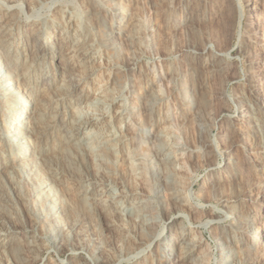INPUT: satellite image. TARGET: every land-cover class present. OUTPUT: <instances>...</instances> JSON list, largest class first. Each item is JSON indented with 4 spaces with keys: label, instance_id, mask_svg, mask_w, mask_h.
<instances>
[{
    "label": "bare ground",
    "instance_id": "bare-ground-1",
    "mask_svg": "<svg viewBox=\"0 0 264 264\" xmlns=\"http://www.w3.org/2000/svg\"><path fill=\"white\" fill-rule=\"evenodd\" d=\"M73 1L0 0V264H264V0L222 121L212 1Z\"/></svg>",
    "mask_w": 264,
    "mask_h": 264
},
{
    "label": "rangeland",
    "instance_id": "rangeland-1",
    "mask_svg": "<svg viewBox=\"0 0 264 264\" xmlns=\"http://www.w3.org/2000/svg\"><path fill=\"white\" fill-rule=\"evenodd\" d=\"M62 1H66L67 3H69V5H73L75 7L74 8L75 10L78 8L76 11H77V13L81 14V11H80L79 7L75 6L73 0H69V1L68 0H55V2H59V3L62 2ZM193 1L195 3V2H198L200 0H193ZM205 1H212V3H206V4H208V6L218 7L219 9L223 10V14L222 15L224 17V19L222 18L223 22H214L215 24L214 23L212 24V28L214 29V32L217 35L216 38H218V39H216L217 42H215L216 45L214 43V51H216L217 53H221L222 54V56H220L219 59H218L219 61H221V63L223 64V65L222 64L221 65L224 67V73H223L222 77H227V78L229 77L228 78L229 79V83H228V93H227L228 97H227V100H228V102L231 105V110L229 112H225V113L223 111H220L218 113V120L222 121L223 119H226V117L228 118L230 116V114L233 115L234 112L236 111L234 104H232L231 98L234 95V92H238V91L241 92L242 89H243L242 87H244V85H245V76H246V73H247V70H248L247 68L249 67L250 60H249L248 55L244 52V50H242V49L240 50V48H237L236 44H237V42L239 40V34L245 32V29H246L245 27L247 25L248 19H247V14H246L245 3L242 0H240V2L243 5L244 11H245V15H244V18H243V21H242V27L240 29H238V27H237L236 14H235L234 10L232 9V7L226 6L227 4H223V2L227 1V0H223V1L222 0H217V1L221 2V3L218 2L219 4L217 3L216 0H205ZM230 1L233 4V0H230ZM72 2H73V4H71ZM215 2H216V4H215ZM56 4H58V3H56ZM216 5H219L220 7L216 6ZM222 6H223L224 9H226V8L228 9L229 8V10H227V9L224 10L222 8ZM145 10H147V9L145 8ZM43 13L44 12H40V16ZM147 15H148V11H146L144 13V15L142 14L143 18L146 21H147V18L149 16V15L148 16ZM145 16H147V17H145ZM218 36H220V37H218ZM195 43H196V41L193 40L192 44L195 45ZM218 43H219V45H218ZM183 44H185V43L183 42ZM224 48H225V50H224ZM228 50L230 51V54H229V56H225L223 53L228 51ZM234 71H236V73ZM217 132H218V130L216 128L214 130V134H217ZM223 163H224L223 158L222 157H218V164L219 165L213 167L214 171L212 170L210 172L211 173H218V172L221 173V171H222L221 167L223 166ZM205 170L209 172V170L207 168L203 167V168H200V169L196 170V174L193 175V179H198V182L195 184V191H198V189L202 186L203 179L208 174V172H206ZM201 179H202V181H201ZM203 189L205 191L206 187L203 188ZM204 191H203V193L205 195L201 194L203 196V198H201L202 197L201 196L200 198H198L199 200L196 199L194 202H196L198 204L206 205L207 211L208 210H212V209H214L216 211H221L222 207H221L219 201L217 200V197L211 195L213 197L212 198V197H210V194H209L208 190L205 191V192ZM218 216L219 217H217V218L219 219V221L215 225L216 229L223 228V226L224 227L226 226V221L224 220V216L222 214H219ZM1 219L2 220H0V221H5L7 219V216H4L2 214L1 215ZM208 220H209V217L204 216V218L201 219L200 223L203 224V223H205ZM199 225L197 224V226H199ZM199 227H200L199 231L202 233L203 238L205 240H207L211 244L212 247H215V243L212 240H214V236L213 235H214V233H216V231H215L216 229H213L212 230L213 232H212L211 231L212 227L208 228V229H204V228H202V226H199ZM48 257H49V253H46L44 255V259H47ZM52 258H53L52 260L54 261L55 264H63L62 260L65 259V258L67 259V256H63L62 257L63 259H60L57 256L53 255Z\"/></svg>",
    "mask_w": 264,
    "mask_h": 264
}]
</instances>
